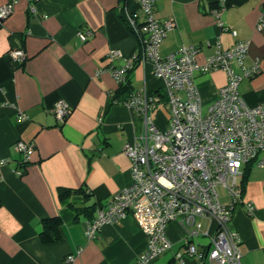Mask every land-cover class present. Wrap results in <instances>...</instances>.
Returning <instances> with one entry per match:
<instances>
[{"label": "crops", "instance_id": "1", "mask_svg": "<svg viewBox=\"0 0 264 264\" xmlns=\"http://www.w3.org/2000/svg\"><path fill=\"white\" fill-rule=\"evenodd\" d=\"M7 2L12 9L0 18V264H136L146 235L131 213L102 223L94 237L85 229L97 209L130 182L131 161L122 146L142 131L143 119L123 100L130 92L152 94L151 116L163 129L170 115L164 82L150 62L133 58L139 39L120 17L121 0H0V6ZM214 2L156 0L155 17L175 22L159 53L192 44L198 48L196 59L203 61L217 42L228 47L246 40L244 63L258 60L259 70L242 78L238 91L249 105L264 103V29L256 28L264 0H245L218 16ZM128 5L141 21L137 1ZM86 29L91 33L81 40L77 31ZM114 49L119 55L109 58ZM14 50L22 51L21 60L11 58ZM127 60L132 63L126 73L129 88L113 97L118 83L110 68ZM193 81L206 108L226 75L221 69L197 71ZM57 100L69 106L61 122L53 113ZM17 140L33 145L25 163L14 147ZM239 184L243 196L229 224L239 235L241 264H264V166L243 164ZM221 187L225 199L220 200L228 201ZM64 190L69 192L62 195ZM51 216L61 220L60 238L42 242V220ZM200 220L203 229H214L207 218ZM165 228L171 247L150 264H176L175 251L188 241L178 220ZM190 241L201 244L207 237L199 234ZM69 254L74 257L66 261ZM184 263L197 264V259L185 256Z\"/></svg>", "mask_w": 264, "mask_h": 264}, {"label": "built area", "instance_id": "2", "mask_svg": "<svg viewBox=\"0 0 264 264\" xmlns=\"http://www.w3.org/2000/svg\"><path fill=\"white\" fill-rule=\"evenodd\" d=\"M143 18L138 21L128 4L121 5L128 27L139 39V51L133 56L150 62L153 74L164 82L163 99L169 110L167 126L163 129L154 123L151 111L154 96L130 92L123 103L143 119L142 131L123 143L122 151L130 158V182L115 192L104 207L87 222L85 234L94 237L99 226L114 222L131 213L146 235L144 250L136 264L150 262L170 249L171 242L165 231L167 223L178 220L186 228L188 239L174 253L176 264H185V256H194L197 264H241L242 250L238 233L230 227L233 207L242 199L239 176L243 164L253 162L264 166V103L247 104L238 91V83L259 70L258 60L244 63L248 42L237 39L228 47L218 42L203 61L196 59L198 48L192 44L181 45L165 55H160L159 45L167 31L172 29L173 18L160 19L153 14L156 0H136ZM212 12L215 16L225 8L224 0ZM12 9V3L0 6V18ZM222 26V23L219 22ZM256 28L264 29V9L260 12ZM91 31L79 30L84 40ZM119 55L111 50L109 58ZM21 50L11 52V58L21 60ZM240 69L236 72L232 66ZM132 63L111 67L110 73L117 83L124 82ZM221 69L226 82L218 95L203 108L195 72ZM69 106L62 100L53 105L57 121H63ZM24 119L26 114L20 112ZM14 147L22 153L21 163L29 159L32 143L17 140ZM17 173L21 169L15 170ZM222 185L228 201H221L216 190ZM248 212L252 206L247 203ZM201 218L214 224L202 228ZM205 235V243H194L192 237ZM80 249L76 250L78 253ZM74 255L66 256L71 261Z\"/></svg>", "mask_w": 264, "mask_h": 264}, {"label": "trees", "instance_id": "3", "mask_svg": "<svg viewBox=\"0 0 264 264\" xmlns=\"http://www.w3.org/2000/svg\"><path fill=\"white\" fill-rule=\"evenodd\" d=\"M244 1L245 0H224V5H225V7L232 6V5H239V4L243 3ZM123 4H128V0H121L119 9H121V5H123ZM218 5H219L218 0H215L214 6L218 7ZM120 17L122 18V20L127 25L125 18L123 16V13L121 11H120ZM128 88H129L128 79H125L124 82L118 83L116 95H114L113 97H116L117 94L123 92L124 90H126ZM248 163H250V162H248ZM68 192H69V190H64L62 192V195L66 194ZM60 224H61V220L57 216H51V217L44 218L42 220V227H41V230L39 232L40 240L42 242H50V241H55V240L59 239L60 235H61L60 231H59Z\"/></svg>", "mask_w": 264, "mask_h": 264}, {"label": "rangeland", "instance_id": "4", "mask_svg": "<svg viewBox=\"0 0 264 264\" xmlns=\"http://www.w3.org/2000/svg\"><path fill=\"white\" fill-rule=\"evenodd\" d=\"M216 190L219 194V197L221 200L225 199L224 196H225V192H224V189L221 187V185H217L216 186Z\"/></svg>", "mask_w": 264, "mask_h": 264}]
</instances>
